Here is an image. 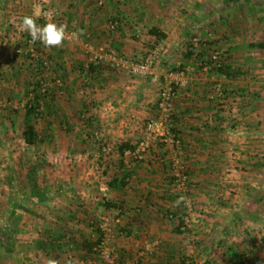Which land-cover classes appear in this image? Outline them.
<instances>
[{
	"label": "crops",
	"instance_id": "0c3cea01",
	"mask_svg": "<svg viewBox=\"0 0 264 264\" xmlns=\"http://www.w3.org/2000/svg\"><path fill=\"white\" fill-rule=\"evenodd\" d=\"M14 1L0 0V70L7 73L0 90L20 101L31 84L49 80L53 99L43 105L54 111L64 102L65 131L74 127V108H79L85 128L83 139H94L89 131L95 123L107 127L103 135L114 157L109 164L115 170L113 178L121 176L120 146L138 150L139 156L125 155L131 179L115 193L128 210L101 214L107 225V253L119 257L114 264H182L185 233L180 231V205L214 204L211 194L202 192L226 184L233 171L241 172L236 177L242 186L249 183L242 171H255V181H262L264 47L255 45L264 46V0H54L53 10L63 19L46 17L41 26L65 25L66 39L52 47L39 40L35 45L29 33L21 31L25 14L14 17L19 12L8 10ZM21 1L16 4L24 6ZM36 5L33 15L42 18ZM12 45L20 46L19 55L10 51ZM153 53L158 66L150 76L129 72L128 60ZM217 57L222 66L230 67L229 74L213 67ZM35 61H46L48 68L31 65ZM178 66L186 69V81L166 115L159 108L158 91L166 72ZM30 68L41 76L28 77ZM34 86L27 91L29 98L20 101L22 108L32 100ZM238 94L244 100L237 104L241 107L233 120V97ZM62 95L65 98L59 99ZM20 113L24 122L25 109ZM150 122L152 131L147 129ZM223 215L230 212L196 216L205 218L199 233L209 239ZM86 231L87 239L97 238L92 228ZM41 244L35 246L28 264H101L82 247L56 252L43 250ZM9 262L13 264V260L5 264Z\"/></svg>",
	"mask_w": 264,
	"mask_h": 264
},
{
	"label": "rangeland",
	"instance_id": "374dc122",
	"mask_svg": "<svg viewBox=\"0 0 264 264\" xmlns=\"http://www.w3.org/2000/svg\"><path fill=\"white\" fill-rule=\"evenodd\" d=\"M16 1L11 3L12 9L8 8L13 13L19 12L14 17L24 14L34 16L33 9L37 4L35 9L38 8L42 13V18L34 17L37 24L46 22L49 12L54 15L52 21L60 22L63 19L60 13L53 10L54 0H22L24 6L22 3L17 5ZM15 46L9 49L12 53L14 50L13 55H19L21 48ZM31 56L28 58L32 59ZM45 62L44 67H39L38 61L31 65L34 63L36 67L46 70L48 65ZM27 72L28 77L34 76V80L41 76L35 75L36 72L31 68ZM0 74L1 86L7 73L2 70ZM48 82L41 84L44 86L42 91L48 89L47 93L52 98ZM33 85L37 83L30 87ZM30 87L21 93L22 99L29 98V94H26ZM64 98L65 95L59 97ZM20 101H12L0 90V259L4 261L0 264L8 260H13V264H28L31 260L29 256L36 254L35 246L48 242L54 234H65L68 238L84 242L88 237L84 233H88L86 229L89 228L94 233L100 229L104 234L107 253V225L101 219V214L112 211L106 207V203L124 204L115 199L117 191L107 186L115 172L109 168L114 157L108 149L111 148L110 143L103 135L107 127L103 123H95L89 131L94 134V139H83L81 134L85 128L80 123L79 111H76L79 108H74L71 113V128L74 127L65 131L62 127L66 111L64 102L54 111L43 106V116L35 121L42 140L38 145L31 146L23 138L24 122L20 112L25 108H22ZM92 114L94 118L97 116L96 109ZM70 131L72 134L67 135ZM45 136L48 138L45 139ZM103 148L108 150L104 153ZM242 172L248 179L247 186L240 185L241 178L236 177L241 172L233 171V176L226 184L202 192L211 194L212 200L216 201L214 204L180 205V224L183 222L181 232L185 233L181 237L184 243L180 251V262L184 259L182 264H237L239 259L246 264H264V170L259 175L262 181H255V171ZM33 189L45 192V201L32 198ZM16 202L22 203L21 207H17ZM124 207L128 210L126 205ZM8 210L22 213L17 222L7 220ZM215 210L228 211L230 215H223L213 225L215 232L208 239V235L198 231L205 218L196 216L214 217ZM205 242L207 245H204ZM6 245L15 246L14 253L6 251ZM21 247L24 251H21ZM93 251L101 264H114L119 260L117 256L116 262L106 263L97 249Z\"/></svg>",
	"mask_w": 264,
	"mask_h": 264
},
{
	"label": "trees",
	"instance_id": "16d2710c",
	"mask_svg": "<svg viewBox=\"0 0 264 264\" xmlns=\"http://www.w3.org/2000/svg\"><path fill=\"white\" fill-rule=\"evenodd\" d=\"M150 32L152 34L157 35L158 37H165V36H161L158 32H156V30H151ZM255 46H258L260 48L264 47L263 44L262 45L261 44L255 45ZM39 63L41 64V67H44L43 62L39 61ZM214 68L217 69L221 73L229 74V68L230 67L226 68V66H222V64H221V67L218 68V67L214 66ZM92 70H93V68L91 66L90 71H92ZM0 72H1V70H0ZM0 76H1V74H0ZM43 87L44 86H42L41 84H37L34 86V88L31 91L33 94L32 100L29 101L25 106L23 138H24L25 142L31 146L38 145L42 140L40 132H38V130L36 129L35 121H38L39 118H41L43 116V113L41 111V109L44 106L43 104L44 103L49 104L53 98V96H52V98L49 97V94L47 93L48 89L47 90L45 89L44 92L42 91ZM49 92H50V90H49ZM44 138L47 139L48 136H45ZM128 150H134V147H130L128 145H122L119 148V154L122 158V160L120 161V165H119L121 176L114 177L113 179H111L107 183V186L110 189H115V190L124 189L127 187V185L130 182L132 173L129 171V169L125 165V160H124L125 153ZM31 196H32V198H36L41 202L45 201V199L47 198L45 192L38 190V189H33ZM16 203H17L16 204L17 207H21L22 203H19V202H16ZM106 207L110 210L116 208V209L120 210V213H122L124 211V207H122L121 205H119L117 203H108V204L106 203ZM7 214H8L7 215L8 221L10 220L11 222H17V219L20 217V215L22 213L19 214L18 210H8ZM182 223L183 222L181 221L180 229H181ZM96 233L98 236L95 240H90V239L86 238L84 240V242H82V244H79L78 240L71 239V238H69L70 242L65 243V241L68 238L67 236H65V234H54L53 236L50 237V240H49L50 242L48 241L49 242L48 244H44V245H43V243L41 244L43 246L42 249L46 250V251H49V250L62 251L64 249V247L75 246L77 248L82 247L83 250H85L87 252V254H89V255H92V254L95 255V252L93 250L96 249V247L101 244V242L104 238V234H102L100 229H97ZM57 241H60V242H57ZM6 247H7L6 251H8L10 253H14L15 246L6 245ZM237 264H246V263L243 260L239 259Z\"/></svg>",
	"mask_w": 264,
	"mask_h": 264
},
{
	"label": "built area",
	"instance_id": "2783aa9c",
	"mask_svg": "<svg viewBox=\"0 0 264 264\" xmlns=\"http://www.w3.org/2000/svg\"><path fill=\"white\" fill-rule=\"evenodd\" d=\"M48 18L52 17V13H48L47 15ZM116 23L113 24V26L116 27ZM195 54H197L196 51H194ZM127 67L129 69V72L133 76L137 77H148L150 76L154 70H156L158 66V57L156 56L155 53L148 55L146 57H140L137 58L136 60H128L127 62ZM221 61H218V57L216 58V63L213 65L216 67H221ZM186 69L181 68L178 66L177 68L170 69L166 72V74L163 76L161 86L158 91V96H157V101L159 108L166 114L169 115L171 108H172V103L174 98L177 95V91L180 87L184 86L185 81H186ZM237 96V95H236ZM235 96L234 102H233V115L231 116L232 119L237 120L238 116L236 113L239 112V105H237L239 102H242L243 95H238L237 97ZM244 100V98H243ZM237 125H233V128H237ZM148 131H152L153 129V123L150 122L147 125ZM138 155L139 156V151H133V150H128L127 154L125 155ZM126 163V162H125ZM183 230V228H182ZM106 246V239L103 238L102 242L100 245L96 247V249L101 256V258L104 260V262L108 263H114L117 261V255H109L105 251Z\"/></svg>",
	"mask_w": 264,
	"mask_h": 264
},
{
	"label": "clouds",
	"instance_id": "9594fccd",
	"mask_svg": "<svg viewBox=\"0 0 264 264\" xmlns=\"http://www.w3.org/2000/svg\"><path fill=\"white\" fill-rule=\"evenodd\" d=\"M21 31H26L32 41H41L46 47L60 45L66 39V26L55 22H48L41 26L34 16L25 15L20 24Z\"/></svg>",
	"mask_w": 264,
	"mask_h": 264
}]
</instances>
